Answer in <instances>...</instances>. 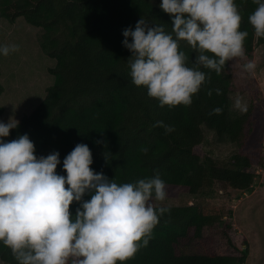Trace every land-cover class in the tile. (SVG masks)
Masks as SVG:
<instances>
[{
	"label": "trees",
	"instance_id": "16d2710c",
	"mask_svg": "<svg viewBox=\"0 0 264 264\" xmlns=\"http://www.w3.org/2000/svg\"><path fill=\"white\" fill-rule=\"evenodd\" d=\"M256 2L235 0L241 15L240 27L247 28L243 47L248 58L255 45H264V36L258 38L248 20V12ZM160 3L161 0H2L0 27L8 23L24 31L43 53V69L48 67V76L52 77L37 102L33 91L27 89L30 79L26 74L22 77L28 83L17 75L15 87H8L11 82L0 84V101L9 90L13 95L7 106L0 104V121L7 122L10 117L19 121L4 139L10 141L28 134L37 156L58 151L61 165L57 172L64 175V157L76 144H87L93 155L90 167L96 172H103L117 183L134 182L158 172L166 182L167 198H212L231 189L250 193L255 168L252 155L242 149L253 100L247 111L231 118V89L225 67L219 75L201 68L209 75L189 106L161 107L156 98L148 96L146 87L132 83L127 62L131 53L122 44V32L129 26L134 28L143 17L149 23L163 24L165 31L172 33L171 16L159 7ZM39 34L40 44L36 46L34 40ZM179 48L192 67L197 53L183 40ZM4 74L0 67V76ZM43 76L41 70L36 86L47 78ZM216 88L221 89L220 95L214 91ZM209 89L213 90L211 96ZM25 102L33 106L27 108ZM216 107H221L222 112L214 114ZM157 121L172 126L174 131L154 126ZM203 128L217 141L235 144L238 150L222 162L200 153L197 147L206 137ZM105 152L109 153L107 162ZM84 199H90V195ZM77 207L75 201L70 205L73 215ZM162 207L169 211L160 217L148 246L141 247L123 264H244L246 249L232 244L228 234L231 225L224 219L230 217L231 210L225 212L217 205ZM222 226L223 238L238 254L218 252L213 236ZM0 260L18 264L11 249L2 242Z\"/></svg>",
	"mask_w": 264,
	"mask_h": 264
},
{
	"label": "clouds",
	"instance_id": "9594fccd",
	"mask_svg": "<svg viewBox=\"0 0 264 264\" xmlns=\"http://www.w3.org/2000/svg\"><path fill=\"white\" fill-rule=\"evenodd\" d=\"M159 7L171 16L175 38L163 24L143 17L134 28H125L122 44L131 53L129 75L161 107L189 106L209 75L201 68L219 75L228 61L245 55L247 28L240 27L235 0H161ZM248 20L255 35L264 36V0H257ZM180 40L197 53L192 67L179 48ZM18 50L16 44L0 45L3 56ZM241 67L252 70L254 59H245ZM214 91L221 94L219 88ZM212 92L209 89L208 95ZM231 99L233 108L247 111L239 93ZM222 110L216 107L213 113ZM18 125L14 117L0 121V242L11 249L18 264H123L148 246L160 217L169 211L153 203L167 198L166 182L158 172L117 183L90 167L92 152L87 144L78 143L63 159L66 175L60 174L58 151L37 156L28 134L4 139ZM154 126L174 131L163 121ZM103 155L109 161V153ZM86 195L90 199L85 200ZM74 201L79 207L73 215Z\"/></svg>",
	"mask_w": 264,
	"mask_h": 264
},
{
	"label": "rangeland",
	"instance_id": "374dc122",
	"mask_svg": "<svg viewBox=\"0 0 264 264\" xmlns=\"http://www.w3.org/2000/svg\"><path fill=\"white\" fill-rule=\"evenodd\" d=\"M10 1L16 2L19 0ZM34 43L36 46L40 44V34L35 37ZM12 44L19 45V50L10 53L8 56L0 55L2 61L0 67L5 72L4 75L0 76V84L7 85L11 82L8 87H15L14 77L18 75L27 82L22 77L26 74L27 78L30 79V87L27 89L33 91L32 93L36 97L34 102H37V100L43 98L46 86L52 83V77L48 76L47 73L48 67L43 69L46 65L42 57L44 55L39 48L33 45L24 31L19 28L14 29L8 23L1 24L0 45ZM247 58L244 55L228 61L225 72L229 76L231 89L229 94V114L231 118L244 113L233 108L231 98L234 95L239 93L242 99L247 102L248 107L251 100H253V110L250 123L246 128L242 149L248 151L253 157L256 178L252 191L250 193H240L231 189L226 192L220 191L219 195L212 198L177 195L176 197H168L163 202L154 201V205H217L222 207L225 212L231 210L230 217L226 216L224 219L231 225L228 234L232 244L241 249H246L244 264H264V45H255L250 57L254 59L255 67L250 71L241 67L243 61ZM41 70L44 75L43 78L46 76L47 78L42 80L41 85L36 86L40 82ZM9 92L12 91L9 90ZM9 92L0 101V104L4 107L9 104V100L13 96ZM19 95L23 96L24 94L19 91ZM25 105L27 108L33 106L26 104V102ZM14 113L16 114V111L12 110V114ZM203 131L206 137L204 143L197 147L200 153L222 162L238 150V146L235 144L217 141L206 128H203ZM223 228L222 226L221 230L219 229L220 232L213 236L218 252L220 254H238L223 238ZM204 234L209 235L207 231Z\"/></svg>",
	"mask_w": 264,
	"mask_h": 264
}]
</instances>
